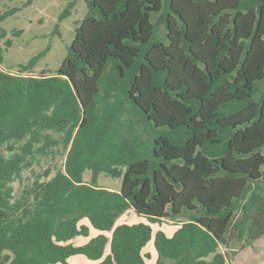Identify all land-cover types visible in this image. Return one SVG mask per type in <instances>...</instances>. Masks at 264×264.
<instances>
[{"label":"trees","instance_id":"1","mask_svg":"<svg viewBox=\"0 0 264 264\" xmlns=\"http://www.w3.org/2000/svg\"><path fill=\"white\" fill-rule=\"evenodd\" d=\"M87 8L55 71L1 69L0 26V264H147L152 239L155 264H231L264 236V0Z\"/></svg>","mask_w":264,"mask_h":264},{"label":"rangeland","instance_id":"2","mask_svg":"<svg viewBox=\"0 0 264 264\" xmlns=\"http://www.w3.org/2000/svg\"><path fill=\"white\" fill-rule=\"evenodd\" d=\"M28 1L0 0V15L9 13L0 26L7 31L6 38L11 39L12 42L8 52L4 53L1 69L13 70L32 57L43 53L44 55L35 63L34 70L36 72L45 69L55 71L66 57L68 48L75 37V30L87 14L88 0H30V5L25 6L24 4ZM15 31H21V34L11 37L10 34ZM89 176V172L84 173L83 178L86 182ZM98 185L118 192L121 180L100 175ZM116 223L149 224L143 217L132 211L119 217ZM150 227L153 235L161 230L171 236L175 225L174 222L168 221L161 227L155 225ZM97 233L93 230L92 236ZM85 242L87 239L81 238L78 244ZM240 245L231 246L230 249L220 247L219 250L229 253L231 264H264V236L250 246L241 249ZM143 253L150 256L147 264H155L157 254L153 249V239L143 249ZM69 264H93V262L83 256H74Z\"/></svg>","mask_w":264,"mask_h":264},{"label":"crops","instance_id":"3","mask_svg":"<svg viewBox=\"0 0 264 264\" xmlns=\"http://www.w3.org/2000/svg\"><path fill=\"white\" fill-rule=\"evenodd\" d=\"M70 260H71V258L69 259V263H70ZM93 264H94V262H93Z\"/></svg>","mask_w":264,"mask_h":264}]
</instances>
